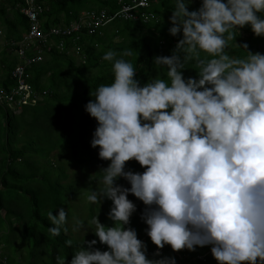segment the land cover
<instances>
[{"label":"clouds","instance_id":"obj_1","mask_svg":"<svg viewBox=\"0 0 264 264\" xmlns=\"http://www.w3.org/2000/svg\"><path fill=\"white\" fill-rule=\"evenodd\" d=\"M191 2L176 0L169 32L182 31L183 38L172 55L154 58L167 68L170 83L155 79L141 86L133 64L118 58L132 56L131 49L102 57L112 62L114 81L91 92L94 100L85 110L98 122L91 146L110 163L101 169L102 187L89 189L86 199L111 200L108 216L114 223L108 227L93 217L94 234L109 250L93 248L94 239L70 264H176L172 257L149 259L144 239L125 227L136 211L129 193L146 206L141 218L158 249L211 245L218 264H264V54L248 51L246 43L239 45L247 51L244 58L225 52L235 30L245 25L264 36L258 15L264 0H202L190 12ZM191 61L199 79L183 76ZM132 160L145 171H125ZM121 177L130 188L116 183ZM48 219L54 237L67 231L63 207L57 215L50 211ZM83 227L75 220L73 231ZM57 264L67 262L58 257Z\"/></svg>","mask_w":264,"mask_h":264},{"label":"trees","instance_id":"obj_2","mask_svg":"<svg viewBox=\"0 0 264 264\" xmlns=\"http://www.w3.org/2000/svg\"><path fill=\"white\" fill-rule=\"evenodd\" d=\"M122 2L132 0H37V5H44L39 22L48 32L54 26L67 25L83 11L90 15L117 11ZM175 4L176 0L152 1L146 7L135 9V18H118L110 27L101 26L93 34L84 31L80 39L75 34L52 37L54 46L48 52L50 56L34 62L26 70V82L32 90L27 102L0 103V264H57L58 257L70 264L75 252L81 247L88 248V242L94 239L97 243L93 248L109 250L95 236L91 220L98 216L102 224L113 226L108 216L112 201L104 199L101 204H93L86 197L89 189L102 187L101 169L110 161L101 160L99 148L91 146L98 122L85 108L94 100L91 92L114 81L112 62L102 59L109 50L118 54L132 50V56L118 58L133 64L137 71L135 78L141 86L155 79L170 83L167 68L155 65L154 58L172 55L183 38L182 31L176 36L169 32ZM201 4L202 0H192L187 7L190 12L198 11ZM25 5L26 0H0L3 38L18 41L29 31L30 18L21 11ZM258 15L264 18V13ZM235 36L225 49L229 56L246 57L247 51L239 46L245 43L248 51L264 54V49L259 50V44L264 45V36H256L250 25L235 30ZM61 41L64 46L59 51ZM36 45L27 50L28 56H34ZM75 46L79 49L72 48ZM17 48L11 43L0 47V90L10 91L19 84L13 76L19 63ZM70 49L75 54L67 53ZM201 57L206 58L207 54L202 52ZM181 71L185 79H199L195 61L187 63ZM15 107L20 110L19 114L13 111ZM64 161L68 168H75L74 176L78 170L84 174L83 182L82 174L79 178L70 176ZM129 170L145 171L135 160L127 162L125 171ZM116 183L131 187L122 177ZM128 199L136 205V211L125 227L135 229L138 239H144L149 259L172 257L176 264H218L211 254V245L179 252L165 245L158 251L147 235L148 225L141 218L146 206L131 193ZM60 207L67 212L64 226L67 231L62 229L54 237L48 231L53 227L48 213L57 215ZM75 220L83 222L84 227L79 231H73ZM67 240L72 241L70 247L65 243ZM157 252L159 256L155 255Z\"/></svg>","mask_w":264,"mask_h":264},{"label":"built area","instance_id":"obj_3","mask_svg":"<svg viewBox=\"0 0 264 264\" xmlns=\"http://www.w3.org/2000/svg\"><path fill=\"white\" fill-rule=\"evenodd\" d=\"M152 1L156 2V0H132L130 3L123 2L122 7L113 16H109L106 11H102L99 14L91 12L92 15L89 12H85L81 15V19L71 21L65 26H54L48 32H45L39 22V12L43 6L37 5V0H26V5L21 7V9L30 18V29L21 40L10 42L13 46L18 47L15 51L18 55L19 63L14 69L13 76L17 77L19 84L10 91L5 89L0 90V103H3L5 100L18 102L19 104L27 102L32 94V90L26 82V70L34 62L42 60L45 48L50 49V41H53L52 37H66L75 34L76 38L80 39L81 33L84 31L93 34L101 26H105L111 22L115 17L126 20L135 18L134 10L139 7L148 6ZM35 43H37L35 49L37 53L34 56H28L26 54L27 50ZM63 46L64 42L61 41L58 47L62 50Z\"/></svg>","mask_w":264,"mask_h":264},{"label":"rangeland","instance_id":"obj_4","mask_svg":"<svg viewBox=\"0 0 264 264\" xmlns=\"http://www.w3.org/2000/svg\"><path fill=\"white\" fill-rule=\"evenodd\" d=\"M160 0H156V2H159ZM63 26H65V25H63ZM2 34H0V36H1ZM1 37H3V35L1 36ZM2 39H4V38H2ZM115 41H118V38H116L115 39ZM6 42H4L3 44H5ZM72 48H74V49H79L78 47H72ZM264 49V45H263V43H261V44H259V50H263ZM229 50V49H228ZM75 52H72L71 54H74ZM50 55L47 53L46 54V56H45V58L44 59H47L48 57H49ZM44 57V56H43ZM43 59V58H42ZM79 58H77V60H78ZM1 74V73H0ZM13 109V111L15 112V113H17V114H19L20 113V110L17 108V107H15V108H12ZM63 164H65L66 165V162L64 161L63 162ZM66 167H67V165H66ZM68 168V167H67ZM69 169V171H67L69 174H70V176H73L74 178L75 177H77L78 176V178H79V176L82 174V172L80 171V170H78V171H76V174H77V176L75 175L74 176V172H73V170H75V168H68ZM71 170V171H70ZM83 175L84 174H82L81 176H80V178H81V181L82 180H84V178L85 177H83ZM83 182V181H82ZM107 210H109V208L107 207ZM158 249V248H157ZM159 251H161L162 249H158ZM0 251L2 252V249L0 248ZM1 254V253H0Z\"/></svg>","mask_w":264,"mask_h":264},{"label":"crops","instance_id":"obj_5","mask_svg":"<svg viewBox=\"0 0 264 264\" xmlns=\"http://www.w3.org/2000/svg\"><path fill=\"white\" fill-rule=\"evenodd\" d=\"M42 5V4H41ZM42 6H44V5H42ZM81 15H82V12H81ZM81 15H78V17H76L75 18V20H72V21H77V20H79V19H81ZM0 34H2V35H4V33H2V31H0ZM1 35V36H2ZM3 37H1V39H0V47L2 48L4 45H8V44H10V42H12V41H15V40H7L6 39V37L4 36V39H2ZM4 42H6L5 44H3ZM54 46V40L53 41H50V49H48V48H45V50H44V53H43V59L45 58V56H46V54L52 49V47ZM48 50V51H47ZM59 51H61V50H59ZM74 50L73 49H70V50H68L67 51V53H72ZM34 55L37 53L36 52V50H34L33 52H32ZM75 54V53H74Z\"/></svg>","mask_w":264,"mask_h":264}]
</instances>
